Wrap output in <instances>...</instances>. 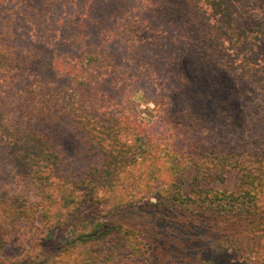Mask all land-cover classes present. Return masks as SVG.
I'll use <instances>...</instances> for the list:
<instances>
[{
  "label": "trees",
  "instance_id": "1",
  "mask_svg": "<svg viewBox=\"0 0 264 264\" xmlns=\"http://www.w3.org/2000/svg\"><path fill=\"white\" fill-rule=\"evenodd\" d=\"M129 1V7L107 16L97 12L99 6H107L106 0H64L53 30L54 41L59 40L56 47L28 36L25 47L22 39L19 46L11 41L0 45V264H159L156 251L142 236L113 218L153 199L174 198L178 203L182 192H173V158L185 161L194 153L190 149L203 131L195 138L185 131L173 138L166 117L157 116L151 123L142 118L136 97L149 82L142 73L153 63L148 47L171 46L183 52L177 58L173 54L172 99L184 81L177 75L189 82L192 108L202 111L223 107L231 87L229 75L215 63L212 73L194 72L200 63L193 57L195 36L185 26L182 5L173 6L170 20L147 0ZM247 2L193 0V11L226 63L242 75L256 76L262 63L256 36L260 30L249 26L259 14L245 21ZM130 19L141 21L155 43L137 41L136 32L126 26ZM19 49L36 60L37 55L46 58L30 77L23 73L26 64L15 67L11 61ZM94 50L98 52L91 54ZM88 54L92 61L102 54L112 59L106 66L91 68L85 60ZM84 96L90 100L84 102ZM155 99L159 107L162 97ZM13 106H20V112L11 110ZM65 122L98 134L93 135L96 146L84 143L85 160L77 170L69 169L65 144L70 132ZM53 125L59 129L53 132ZM136 137L146 141L139 152L131 151ZM103 139L108 141L104 145ZM245 163L253 193L257 190L256 203L242 204L236 214L253 217L246 230H264V186L257 184L249 161ZM75 171L77 178L71 181ZM219 195L215 201L233 197Z\"/></svg>",
  "mask_w": 264,
  "mask_h": 264
},
{
  "label": "rangeland",
  "instance_id": "2",
  "mask_svg": "<svg viewBox=\"0 0 264 264\" xmlns=\"http://www.w3.org/2000/svg\"><path fill=\"white\" fill-rule=\"evenodd\" d=\"M106 1L107 6L97 8L99 15L110 16L131 5L129 0ZM147 1L155 6L157 14L170 17V20H173V6L176 3L179 7L182 5L187 13V18H184L185 26L195 36V41L192 40V43H196L193 57L200 63L194 65V72L212 73V64H217L219 69L229 75L227 79L231 87V100L229 97L225 99L223 107L216 111L192 108L191 87L182 75H177L178 79L184 81L176 86V90H180L172 99L176 92L171 87L173 54L177 58L183 52L176 49L173 51L171 46L148 47L153 55L149 60L153 63L142 70V73L149 82L140 87L141 93L136 97L142 118L151 123L157 116L166 117L170 121L169 129L173 132V138L184 131L195 138L198 130L203 131V137L190 149L194 153H190L185 161L180 156L173 158V168L175 171L177 169L173 192H182L178 203L174 198L173 202L153 199L150 204L127 208L113 219L118 218L120 223L135 229L156 251L159 264H264V230H246L253 217L241 218L236 214L242 204L253 206L256 203L257 190L253 193L251 181L244 173L246 161H249V168L253 170L257 184L262 183L264 186V0H248L244 14L245 21L249 23L259 14L257 21L249 26L251 30H260L256 36L257 44L261 47L258 52L262 55L259 57L262 63L256 76L242 75L241 70H235L226 63L217 47L213 46L201 30L194 15L193 0ZM63 2L64 0H0V45L11 41L19 46L22 39L23 43L20 45L25 47L28 36L35 43L56 47L59 40L54 41L53 30L58 27L56 16ZM126 26L132 28L131 32H136L137 41L145 45L155 43L150 31L144 29L141 21L130 19ZM24 50L22 53V49H19L11 61L15 67L26 64L23 73L30 77L34 66L40 61L44 62L46 58L37 55L36 60L34 54ZM95 50L91 54L98 52ZM164 50L168 54H164ZM145 51L146 47L144 56ZM91 54L85 59L91 68L106 66L112 59L102 54L96 55L99 58L92 61ZM6 60L10 62V58ZM152 66H157L159 70ZM131 75L137 78L135 73ZM152 88L156 93H153ZM77 89L81 92L80 87ZM155 95L162 97V101L158 102L159 107L154 103L155 100L157 103ZM89 100L90 97L84 96V102ZM11 110L19 113L20 106H13ZM64 125L70 132L65 144L68 148L66 154L69 169L76 167L77 170L85 160L82 152L84 143L89 147L96 146L92 145L97 142L93 135L98 134L88 127L72 126L70 122H65ZM52 129L54 132V129L59 128L53 125ZM143 140L136 137L131 151L137 152L145 141ZM100 142L104 145L108 141L103 139ZM90 164L93 162L90 161ZM70 178L71 181L77 178L76 171ZM247 190H252V194L247 195ZM208 192L215 193L208 195ZM220 193L233 194V197L215 201V196ZM220 208L224 211H219ZM226 210L230 211L229 215H225Z\"/></svg>",
  "mask_w": 264,
  "mask_h": 264
}]
</instances>
